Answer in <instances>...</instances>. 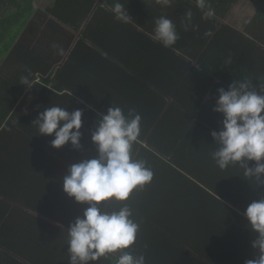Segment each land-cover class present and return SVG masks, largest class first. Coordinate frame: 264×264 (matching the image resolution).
<instances>
[{
    "label": "crops",
    "instance_id": "1",
    "mask_svg": "<svg viewBox=\"0 0 264 264\" xmlns=\"http://www.w3.org/2000/svg\"><path fill=\"white\" fill-rule=\"evenodd\" d=\"M85 1L69 5L65 9L68 14L58 19L47 14L55 0H30L29 9H25L27 23L21 35L17 25L14 40L13 30L8 31V27L15 22L13 17L18 8L10 10L5 0H0V71L11 73L4 77L3 83V88H10L11 99L14 97L11 85L14 88L19 85L22 76L31 79L34 73L35 80H40L47 72L44 78H50V88L56 85L60 90L63 108L73 109L72 112L76 110L73 107L81 105L80 109H86L83 119L91 129L83 123V139L95 130L99 114H106L113 105L121 107L125 115L129 109L141 115L142 132L138 140L144 141L142 146L152 147L155 154L165 155L171 145L182 141L184 150L212 156L217 146L211 132H219L223 120L222 114L213 110L218 89L227 90L234 81L243 79L252 82L257 91L264 85V19L259 15L263 10L250 0H206L215 10L214 20L218 23L215 25L212 19H203L196 0H172L170 6H165L163 0H93L92 6ZM116 2L128 12L127 22L115 19L112 8ZM189 10L193 13L192 27L185 31L183 22ZM161 16L174 22L180 36L171 48L154 39L155 21ZM210 30L212 35L205 36ZM54 44L63 49V55L53 48ZM63 95L76 102L64 100ZM37 118L31 122L35 130L26 126L16 138L34 144L35 139L28 137L38 130L34 124ZM154 139L156 143L148 144ZM45 149L50 156L57 151L64 155L77 151L71 143L61 149L49 146ZM0 158L2 165V150ZM211 160L210 164L190 166L189 170L212 168L211 173H223L224 177L218 181L203 186L197 183L206 194L200 197V203L223 205L220 209L224 213L213 215L216 222L211 224H215L212 232L221 234L232 224L238 228V219H234L241 217L244 231H234H239L241 240L250 247L244 244L239 251H255L252 243L258 234L250 229L244 212L251 202L264 197V186L245 177L238 163L221 170ZM254 164L250 162V166ZM9 170L14 173L24 169ZM192 189L191 185L181 184L188 198ZM15 203L0 191V219L3 205L10 206L12 211ZM23 220L19 218L15 224L14 218L8 219L4 236L16 248L0 246V264H34L19 252L33 250L31 244L41 251L53 250L55 244L49 240L53 236L21 225ZM14 250L17 254L9 252Z\"/></svg>",
    "mask_w": 264,
    "mask_h": 264
},
{
    "label": "trees",
    "instance_id": "2",
    "mask_svg": "<svg viewBox=\"0 0 264 264\" xmlns=\"http://www.w3.org/2000/svg\"><path fill=\"white\" fill-rule=\"evenodd\" d=\"M92 1L87 0L85 3L92 6ZM250 1L263 10L259 15L264 17V0ZM77 3L79 0H55L54 7L48 9L47 14L61 19L60 16L68 14L65 9ZM5 4L9 5L10 10L18 8L13 17L15 22L8 27V31L13 30L12 38L15 40L17 35L14 30L17 25L18 33L21 35L27 23L25 9H29L30 0H21L24 6L19 4V0H5ZM211 19L218 25L214 17ZM45 73L47 72L43 73L40 80H35L36 75L33 73L30 79L31 89L22 85L20 81L19 85H16L17 93L13 89L14 100H9V103L2 101V104L0 101V150L4 153L3 164L0 165V191L6 198L16 202L13 208L11 206L12 211L8 208L10 206L3 205L0 246L5 249L16 248L9 243L4 232L10 217L14 218L15 224L19 223L17 221L19 218H24L21 225L48 236L52 235L49 240L55 244L53 250L49 251H41L40 247L34 244H31L33 250H19L25 260L34 264H69L67 230L77 217L83 215L87 205L75 202L74 198H70L64 192L63 177L72 164L97 157L98 153L91 139L92 131L81 139V149L65 155L57 151L55 156L48 155L45 149L47 146L52 149L51 141L49 142L51 136L40 135L38 130L36 134L30 132L28 138L35 139L34 144L27 139L23 142L16 138L26 126L36 129L31 126V122L45 108L50 106L63 108L59 100L60 90L55 88L56 85L49 87L50 78L46 80ZM58 76L59 73L55 77L56 81ZM69 99L76 102L67 95L64 96V100ZM80 107L81 105L73 108L77 110ZM68 110L70 112L73 109ZM80 110L83 111L82 122L90 130V125L83 119L86 109ZM141 142L144 141L138 140L135 143L134 155L137 159L147 162L153 170L154 177L149 185L134 191L130 200L126 202L133 211V218L140 224L137 241L132 248L133 254H143L146 257V264H245L246 260L254 259L255 251H239L240 246L244 244L250 247L241 240L239 231H234L237 229L244 231L242 218L234 219H238L236 222L238 228L232 224L221 234L213 233L212 226L215 224H211L216 222L213 215L218 212L224 213L220 209L223 205L200 203V197L206 194L197 183L200 182L203 186L210 181H218L223 173L216 171L211 173L212 168L193 171L189 170V167L210 164L212 156L207 154L204 157L202 154L190 153L189 150H184L182 141L171 145L169 150L166 147L165 155L163 153L158 155L154 153L152 147L142 146ZM147 142L153 144L157 141L154 139ZM1 160L0 158V162ZM16 167L24 170L14 173L9 170ZM181 184L193 186L191 198L181 190ZM208 214L210 215L205 218ZM39 217L47 221L44 222ZM8 239L10 240L9 237ZM9 252L17 254L15 250ZM118 255L119 253L110 254L108 259H102L95 264H117ZM11 256L9 255L10 260L13 261Z\"/></svg>",
    "mask_w": 264,
    "mask_h": 264
},
{
    "label": "clouds",
    "instance_id": "3",
    "mask_svg": "<svg viewBox=\"0 0 264 264\" xmlns=\"http://www.w3.org/2000/svg\"><path fill=\"white\" fill-rule=\"evenodd\" d=\"M172 0H163L170 6ZM203 19L215 16V10L206 0H196ZM115 19L127 22L128 12L120 2L112 8ZM193 13H185L184 30L192 27ZM212 33L206 32L205 36ZM154 39L165 48L173 47L180 36L174 22L166 16L155 21ZM63 55V49L54 44ZM29 75H31L30 70ZM21 84L32 88L28 76L21 77ZM222 114V128L212 131L216 143L212 158L221 170L237 163L244 169V176L254 178L264 186V85L260 90L248 80L234 81L228 89H218V99L213 109ZM91 134L97 157L72 164L63 177V190L75 202L87 205L83 215L68 227L69 264H95L119 253L117 264H146L143 254L134 255L140 224L133 218V211L126 203L134 191L153 181L154 173L143 159H137L133 148L141 136L142 117L135 109L127 115L119 106H111ZM83 111L69 112L60 106L45 108L34 124L40 135L54 136L51 146L61 149L71 143L81 149ZM255 162L250 166V162ZM119 205L114 207L113 205ZM244 216L250 229L257 233L252 243L254 259L245 264H264V197L251 202Z\"/></svg>",
    "mask_w": 264,
    "mask_h": 264
},
{
    "label": "rangeland",
    "instance_id": "4",
    "mask_svg": "<svg viewBox=\"0 0 264 264\" xmlns=\"http://www.w3.org/2000/svg\"><path fill=\"white\" fill-rule=\"evenodd\" d=\"M19 4L24 6V4H21V0H19ZM263 19H264V17H263ZM49 49H51V47H49ZM1 72H2V74L0 75V101H1V104H2V101H5V103H9V100H14V97L11 99V94H10L11 90H10V88H7V87L3 88L4 77L5 78L9 77L8 73L11 75L10 71H0V73ZM11 88L14 89L15 93H17V88L16 87L14 88L13 85H11Z\"/></svg>",
    "mask_w": 264,
    "mask_h": 264
}]
</instances>
